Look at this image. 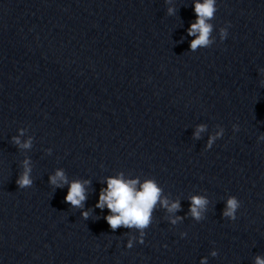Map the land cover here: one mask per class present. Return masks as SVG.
I'll return each instance as SVG.
<instances>
[{"label":"water","instance_id":"1","mask_svg":"<svg viewBox=\"0 0 264 264\" xmlns=\"http://www.w3.org/2000/svg\"><path fill=\"white\" fill-rule=\"evenodd\" d=\"M177 11L167 15V8ZM193 0H0V264H149L135 229L96 208L106 179L157 181ZM33 138L31 149L11 141ZM30 158L33 185L20 189ZM90 181L83 208L55 188ZM89 211L88 219L82 212Z\"/></svg>","mask_w":264,"mask_h":264},{"label":"clouds","instance_id":"2","mask_svg":"<svg viewBox=\"0 0 264 264\" xmlns=\"http://www.w3.org/2000/svg\"><path fill=\"white\" fill-rule=\"evenodd\" d=\"M166 4L171 5L172 0H165ZM193 9L195 20L187 29L188 36L194 37L189 43L190 51H197L200 48L210 47L215 42V37L212 33L214 25L211 23L215 19L217 11L216 0H193ZM174 7H168L167 15L173 16L176 14ZM228 35L227 28L219 29L220 40L223 41ZM264 71V70H261ZM261 87H264V80L260 81ZM207 125L200 124L194 132V138L199 139L200 134L206 131ZM233 130L238 131V125H233ZM19 134L11 138L12 143L19 149L28 150L32 148L33 138L29 136L25 140L21 137L25 135V129L18 130ZM224 134V129L219 128V131L211 134L206 143V149H211L213 143ZM260 139H264L261 136ZM22 172L18 175L16 184L18 188L24 189L33 185L31 178L32 167L30 158H25L22 161ZM49 183L55 188H62L68 185V192L65 196V202L74 208H83L84 202L87 199L86 185L90 181L74 180L69 182L65 172L62 169H57L55 174L49 177ZM106 188H102L99 194V199L96 208L104 210L107 208L108 215L104 217L111 230L114 232L119 228L135 229L139 232V236H130L127 241V248L133 247V241L138 240L139 243H144L145 230L151 225L153 213L157 205L164 208L169 214L167 219L172 225L182 222L185 217L176 216L175 213L181 210L180 201H170L163 196V189L154 179H145L143 182L137 177L135 179H125L123 173H119L115 177L106 179ZM210 201L204 195H192L189 197V209L187 215L195 221L199 222L205 219V213L208 210ZM241 207V202L235 196H229L225 201V207L222 212V217L235 221L236 213ZM82 217L86 220L89 217V211L82 212ZM181 237H185L187 233H180ZM210 255L216 257L218 252L212 250ZM200 264H207V257L200 260ZM253 264H264V256L256 255Z\"/></svg>","mask_w":264,"mask_h":264}]
</instances>
